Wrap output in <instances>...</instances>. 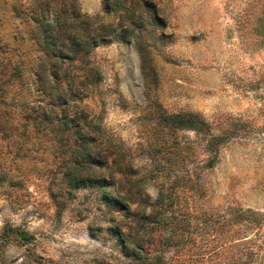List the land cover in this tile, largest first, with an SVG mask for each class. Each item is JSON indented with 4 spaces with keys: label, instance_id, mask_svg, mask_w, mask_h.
I'll list each match as a JSON object with an SVG mask.
<instances>
[{
    "label": "rangeland",
    "instance_id": "rangeland-1",
    "mask_svg": "<svg viewBox=\"0 0 264 264\" xmlns=\"http://www.w3.org/2000/svg\"><path fill=\"white\" fill-rule=\"evenodd\" d=\"M121 1L0 0V264H264V0ZM44 6L81 39L87 15L112 25L66 63L97 75L70 98L90 186L68 187L71 147L11 72L44 56Z\"/></svg>",
    "mask_w": 264,
    "mask_h": 264
},
{
    "label": "trees",
    "instance_id": "trees-1",
    "mask_svg": "<svg viewBox=\"0 0 264 264\" xmlns=\"http://www.w3.org/2000/svg\"><path fill=\"white\" fill-rule=\"evenodd\" d=\"M120 7L125 8L121 0H115L113 3L105 0V11L107 12ZM126 11L129 15H134L132 6H126ZM92 17L91 15L86 16L85 37L81 39L77 33L72 35V25L63 26L67 23L66 16L56 11L51 14L45 6L42 9L37 7L34 20L39 22L41 33L36 36L35 42L45 50L44 56L34 59L35 63L27 69L24 66L26 64L24 60H18L10 66L11 72L20 78V85L33 86L36 91L33 104L35 130L45 134L46 129H50L55 136H59L63 145L71 147L72 155L69 156L68 161H71L72 165L66 166L64 170V178L71 189L92 185L88 173L94 163V157L93 149L84 130L91 124L88 122V114L85 116L75 112L72 114L70 98L80 91L79 85L86 86V83H90L91 80L94 82L97 75L91 68L84 78L76 80L70 74L66 63L74 59L84 62L92 47L107 41V36L113 32L112 25L104 23L93 28L94 33H92L89 22ZM67 42L70 43L71 48L74 46L70 50L71 54L64 51V48L68 46ZM9 77L5 80L0 78V84H5ZM29 114L28 112L27 115ZM180 116L172 114L169 118L175 125L185 126L186 122ZM91 128L98 130L99 124L95 123ZM122 242L126 246V240L122 239Z\"/></svg>",
    "mask_w": 264,
    "mask_h": 264
},
{
    "label": "clouds",
    "instance_id": "clouds-1",
    "mask_svg": "<svg viewBox=\"0 0 264 264\" xmlns=\"http://www.w3.org/2000/svg\"><path fill=\"white\" fill-rule=\"evenodd\" d=\"M149 191H150V192H152V190H151V189H149ZM152 194H153V195H155V193H154V192H152Z\"/></svg>",
    "mask_w": 264,
    "mask_h": 264
}]
</instances>
